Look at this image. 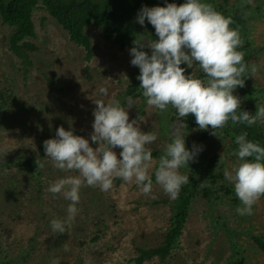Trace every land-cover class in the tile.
I'll list each match as a JSON object with an SVG mask.
<instances>
[{
    "label": "rangeland",
    "instance_id": "374dc122",
    "mask_svg": "<svg viewBox=\"0 0 264 264\" xmlns=\"http://www.w3.org/2000/svg\"><path fill=\"white\" fill-rule=\"evenodd\" d=\"M209 2L234 6V10L245 9L248 15H254L245 16L250 45L258 48L248 63L256 66L246 83L250 94L233 91L240 99V107L254 114L256 103L264 104V0ZM31 21L35 37L29 40L36 49L30 52L28 67L8 50L12 27L0 18V90L5 92V101L0 100V264H49L51 258L59 264H264V251L252 239L253 235L264 237V195L253 205L252 215H237L239 201L223 176L220 187L225 185L230 193L212 187L207 190L209 194L200 190L192 196L175 245L163 260L151 257L141 263L134 261L139 249L159 246L171 226L172 199L154 180L151 195L142 194L134 183L118 178L108 191L82 187L74 220L65 233H51L49 219L64 218L68 202L60 196L53 199L46 191L48 182L64 173L47 161L42 142L53 138L60 126L65 130L71 128L74 135L88 139L95 148L89 136L93 100L101 98L96 95L99 86L108 89L105 100L116 98L123 105L124 97L134 98V106L127 110L128 117L131 120L139 116L143 120L138 121L141 131L157 132V140L148 145L154 158L163 151L170 126L180 121L174 109L159 113L145 104L138 89L129 92L139 83V69L130 65L128 50L138 35L145 44L151 39L149 26L133 24L130 41L119 49L104 38L100 27L89 23L85 31L92 55L86 59L84 48L68 38L41 3L32 9ZM191 71L186 69V74ZM194 71L202 76L198 67L194 66ZM256 95L259 99L251 103ZM257 124L264 135V122ZM183 131L186 148L193 143L202 146L196 162L212 156L218 161L221 155L224 159L218 162V168L222 172L234 159L228 156L235 145L229 142L231 135L226 125L215 136L210 128L201 130L196 126ZM201 131H205L206 138L195 142ZM113 150L118 156L120 149ZM29 156L39 161L32 173L17 166V162ZM191 166L189 162L180 171L188 176Z\"/></svg>",
    "mask_w": 264,
    "mask_h": 264
},
{
    "label": "clouds",
    "instance_id": "9594fccd",
    "mask_svg": "<svg viewBox=\"0 0 264 264\" xmlns=\"http://www.w3.org/2000/svg\"><path fill=\"white\" fill-rule=\"evenodd\" d=\"M145 20L157 39H148L145 44L138 35L128 50L129 63L139 69L136 79L145 104L159 113L174 109L180 122L170 126L168 141L154 158L148 145L157 140V132L141 131L138 121L143 120L128 117L134 98L124 97L123 105L116 98L105 100L108 89L99 86L96 95L101 98L93 100L89 136L95 148L88 139L74 135L71 128L60 126L53 138L42 142L47 161L64 173L46 187L53 199L60 196L68 202L64 218L49 219V230L55 235L65 233L76 217L84 186L108 191L118 178L134 183L142 194L151 195L154 180L169 199H176L181 187L189 184L188 176L180 169L195 162L202 151V146L195 143L185 147L186 124L182 118L189 114L199 129L210 128L214 136L229 122L246 127L264 122V104H256L254 114H249L241 110L240 99L233 95L256 66L244 61V53L239 50L243 41L239 31L230 27V16L222 15L207 0H183L179 5L164 0V6H141L135 21L143 27ZM194 66L202 76L196 74ZM186 69L192 71L186 74ZM233 143L235 148L228 156L234 159L223 168L222 175L239 201L237 215L250 216L253 205L264 195V145L249 139L243 131L234 136ZM115 148L120 149L119 158ZM223 159L220 155L218 162ZM206 186L205 180L200 183V187ZM49 264L59 262L51 258Z\"/></svg>",
    "mask_w": 264,
    "mask_h": 264
},
{
    "label": "trees",
    "instance_id": "16d2710c",
    "mask_svg": "<svg viewBox=\"0 0 264 264\" xmlns=\"http://www.w3.org/2000/svg\"><path fill=\"white\" fill-rule=\"evenodd\" d=\"M207 1L209 2L210 0ZM168 2H175L179 5L183 0H168ZM38 3H41L48 10L56 23L66 31L68 38L73 43L84 48L86 59H89L92 55L89 34L85 31V27L89 23L100 27L103 30L104 38L111 40L119 49H122L131 39L129 32L132 30L131 26L136 24L135 16L141 6H164V0H0V18L4 24L12 27V31L8 36V50L20 60L23 66L28 67L31 65L30 52L36 49V45L29 40L35 37L31 12ZM209 3L222 15L231 17L232 24L230 27L236 28L239 31L243 41L239 50L244 53V61L249 63L258 52L257 47L254 49L250 45V38L247 37L246 33L248 31L245 28V16L254 17L253 13L250 12L248 15L245 9L234 10V6L228 8L227 4L224 6V4L214 5L212 2ZM148 26L149 28H147ZM150 26L147 22V24L144 23L143 28L149 29L151 39H157L153 27L151 26V29ZM181 67H184V65L182 64ZM48 79L50 80V78ZM248 81V77L244 78L243 86H237L235 90L249 96L250 89H248L246 84ZM136 89L141 92L139 83H136L133 89H129V92ZM4 93V90H0V100L2 103L5 101L3 98ZM258 99L259 96L256 95L251 103ZM256 104L263 103L262 101H258ZM241 110L243 109L241 108ZM182 120L186 124L185 129L191 130L196 127L194 117L191 114L182 118ZM226 127L230 131L231 138L229 142L231 143H233L234 136L243 131L247 133L249 139L259 141L264 145V135L261 133L259 124L246 127L243 124L232 125L229 122L226 124ZM201 132L202 134L199 139H195V142L206 138L205 131ZM196 161L195 163L190 162L192 166L188 175L189 184L183 185L177 198L172 199L173 217L171 219V226L164 234L161 244L152 248L139 249V254L134 259L135 262L141 263L151 257H159L161 260L167 257L180 233L186 206L190 198L195 196L200 190L203 191L202 194L204 195L209 194L207 190L212 187L218 190L219 188L223 189L225 194L230 193L229 188L225 185L220 187L219 182L223 175L218 168L219 164L216 157L212 156L205 161ZM38 162L37 157L29 156L17 162V166L20 169L27 168L32 173L38 167ZM204 180L207 186L200 187V183ZM214 191L216 192L217 190ZM252 239L257 247L264 251V237L253 235ZM238 264H242V261Z\"/></svg>",
    "mask_w": 264,
    "mask_h": 264
}]
</instances>
